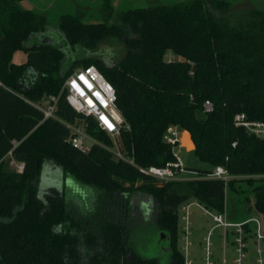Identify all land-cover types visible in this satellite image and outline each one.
I'll list each match as a JSON object with an SVG mask.
<instances>
[{
	"label": "trees",
	"instance_id": "trees-1",
	"mask_svg": "<svg viewBox=\"0 0 264 264\" xmlns=\"http://www.w3.org/2000/svg\"><path fill=\"white\" fill-rule=\"evenodd\" d=\"M20 1L0 0V264H185L178 247L183 203L193 199L223 213L228 186L245 198L253 193L264 213V138L235 121L243 114L264 122V10L236 8L228 0H186L128 8L111 22L113 9L104 0L98 22H84L82 13L60 15L58 30L79 51L68 57L55 44L24 48L49 24ZM107 39L125 46L114 63L93 53ZM17 50L26 53L24 62L12 61ZM167 51L179 58L165 59ZM88 65L115 89L125 121L120 148L135 165L116 159L107 148L109 135L66 99V77ZM50 95L57 97L54 117L44 118L32 102ZM78 122L95 138L85 152L71 144L66 125ZM171 126L189 132L194 155L209 166L185 167L198 178L135 190L124 185L153 180L139 168L175 160L164 139ZM7 155L22 164L21 171L4 169ZM46 166L91 190L90 202H71L63 184L41 187ZM217 166L232 178L204 177ZM134 195L155 203L153 227L169 241L165 263L141 255L130 241ZM243 228L251 230L248 223Z\"/></svg>",
	"mask_w": 264,
	"mask_h": 264
},
{
	"label": "rangeland",
	"instance_id": "rangeland-1",
	"mask_svg": "<svg viewBox=\"0 0 264 264\" xmlns=\"http://www.w3.org/2000/svg\"><path fill=\"white\" fill-rule=\"evenodd\" d=\"M177 1L186 0H109L113 13L110 21L116 20V14L128 8L145 7L151 3H173ZM233 7L239 8L253 7L264 10V0H228ZM104 0H21L20 5L26 9L38 11L46 16L49 24V29L45 33L35 35V42H41L44 37L51 40L50 44H55L65 50L68 57L74 53L79 52L78 49H71L65 42L61 32L57 28V23L62 14H77L82 13L83 21L86 23L98 22L101 20V8ZM125 52V46L121 40L107 39L103 41L95 50L98 56H101L109 63H114L120 59ZM86 54V53H85ZM27 58L23 50H17L12 55V61L15 63L24 62ZM179 56L167 51L165 59H178ZM68 61V60H67ZM79 133L87 135L85 140L86 147H90L95 138L89 134L83 126H79ZM180 137V133H179ZM175 152L180 157L183 165L190 168H207L209 165L198 160L193 151L187 152L184 148L175 147ZM4 169L7 171H21L22 164L15 161L10 155L4 159ZM42 174L38 178V182L44 189L56 188L62 189V184L65 187L67 197L73 203L88 204L90 202L91 190H88L75 182L72 178L61 179L52 166L44 167ZM193 176L192 174L183 173L181 177ZM124 185H131L132 189H144L146 186H161L163 182L157 179L151 181H138L134 184L122 182ZM88 194V198H87ZM84 200L85 202H83ZM133 219L130 222V241L133 247L143 256L155 257L161 263H165L167 255L164 253V248L167 247L166 242H160L159 230L155 226V203L143 195H135L131 197ZM155 209V210H154ZM190 212V235L187 240L190 241L189 250L190 257L193 258V264H204L206 252L210 253L209 258L214 264H235L234 259L236 254L234 252L232 240L233 236L228 233L224 238V228L217 225L213 220V215L218 213L205 208L199 204H193L189 207ZM225 213L230 217L227 218L230 222H242L249 219H257L264 231V213L257 210L255 207V197L253 193L246 194V198L238 196L228 186L225 191ZM182 210H179V226L184 225L185 221L181 219ZM249 228L251 230L246 233L247 247L245 249L246 257L245 264H255V244L252 238L256 222L249 221ZM231 228H228L230 230ZM184 239L179 240V248L184 247ZM89 245V244H88ZM264 251V242L261 243ZM92 248V247H91ZM167 252V251H166ZM90 261L86 260V264Z\"/></svg>",
	"mask_w": 264,
	"mask_h": 264
},
{
	"label": "built area",
	"instance_id": "built-area-1",
	"mask_svg": "<svg viewBox=\"0 0 264 264\" xmlns=\"http://www.w3.org/2000/svg\"><path fill=\"white\" fill-rule=\"evenodd\" d=\"M63 88L66 91V99L68 103L76 110V112L90 116L95 121L98 129L109 135L112 145L107 147L116 159L128 161L135 165L132 157H126L120 148L119 131L125 121L121 111L117 105V96L113 85L104 77V75L94 65L79 67L74 69L65 79ZM57 97L50 95L42 98L40 101L32 102V105L40 110L44 118L54 117L56 109ZM207 109H210V104H205ZM237 125H243L247 130L260 138H264V122L248 121L243 114L235 117ZM71 131V144L85 152L89 148L86 147L85 140L87 135L79 133V126H83L86 130V125L82 122L66 124ZM164 139L172 145V151L175 155L173 162L167 163L163 167L149 166L147 168H139L141 171L165 183L169 180L181 179V175L186 172L180 157L175 152V147L180 144L179 131L175 126L167 129ZM205 178H216L227 182L232 176L222 166H217L211 173L204 176ZM181 219L187 222V207L182 206ZM213 220L217 225L222 226L226 231H229L233 236V248L236 254L234 259L235 264H245L246 257L245 249L247 247L246 236L248 233L243 228V225L249 221H255L257 226L252 236L255 244V264H264V251L261 243L264 242V231L257 219H249L243 222L234 223L227 220L224 213H218L213 216ZM228 228H231L228 230Z\"/></svg>",
	"mask_w": 264,
	"mask_h": 264
},
{
	"label": "crops",
	"instance_id": "crops-1",
	"mask_svg": "<svg viewBox=\"0 0 264 264\" xmlns=\"http://www.w3.org/2000/svg\"><path fill=\"white\" fill-rule=\"evenodd\" d=\"M177 128V127H176ZM178 129V131H179V133H180V144L178 145L180 148H184L185 149V151H187V152H191V151H193V149H194V144H193V142H192V140H191V137H190V134H189V132L188 131H186V130H184V129H179V128H177ZM185 136H188V142L186 143V142H184V137ZM184 173H186V174H192L193 176H189V177H181V179H192V178H198V174L196 173V172H194V171H190V170H186V172H184ZM193 204H199V205H201V206H203L202 204H200L199 202H197L196 200H189V201H187V202H185V203H183L182 205H181V207L182 206H184V207H187V212H186V216H187V218H188V220H187V222H185V224L184 225H181V226H179V238H178V243H179V240H180V238L181 239H184V247L183 248H179L182 252H183V254H184V257H185V264H193L194 262H193V258H191L190 257V250H189V245H190V241L189 240H187V236H189L190 235V231H189V226H190V220H191V218H190V212H189V207L191 206V205H193ZM181 207H180V209H181ZM204 207V206H203ZM205 208V207H204ZM179 209V210H180ZM205 210H209V209H207V208H205ZM210 211H212V210H210ZM226 211H225V207H224V214L226 215V217L228 218V217H230L228 214H226L225 213ZM214 216V215H213ZM246 221V220H245ZM243 222V221H242ZM234 223H239V222H234ZM224 231V238L225 237H227L228 235V233H230L229 231H226L225 229L223 230ZM233 242V241H232ZM178 247H179V245H178ZM209 255H210V253L207 251L206 252V256H205V258H203L204 260H205V262H204V264H214L213 262H212V260L209 258Z\"/></svg>",
	"mask_w": 264,
	"mask_h": 264
},
{
	"label": "water",
	"instance_id": "water-1",
	"mask_svg": "<svg viewBox=\"0 0 264 264\" xmlns=\"http://www.w3.org/2000/svg\"><path fill=\"white\" fill-rule=\"evenodd\" d=\"M34 38H35V35L34 36H32L25 44H24V48H26L27 46H31L32 44H34V43H36L35 42V40H34ZM50 42H51V40H49L47 37H44L42 40H41V42H40V44H50ZM63 72V71H62ZM135 196V195H134ZM144 196V195H143ZM146 197V196H145ZM148 198V197H147ZM159 240H160V242H166L167 243V247L166 248H164V250L163 251H165L164 253L168 256V254H169V241H168V239H167V236H166V234H165V232L164 231H159ZM167 251V252H166ZM168 258V257H167Z\"/></svg>",
	"mask_w": 264,
	"mask_h": 264
},
{
	"label": "bare ground",
	"instance_id": "bare-ground-1",
	"mask_svg": "<svg viewBox=\"0 0 264 264\" xmlns=\"http://www.w3.org/2000/svg\"><path fill=\"white\" fill-rule=\"evenodd\" d=\"M184 142H186V143L188 142V136L184 137Z\"/></svg>",
	"mask_w": 264,
	"mask_h": 264
}]
</instances>
